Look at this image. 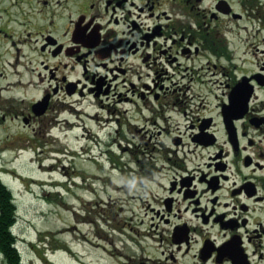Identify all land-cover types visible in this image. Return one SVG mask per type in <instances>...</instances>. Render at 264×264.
<instances>
[{
    "label": "flooded vegetation",
    "instance_id": "1",
    "mask_svg": "<svg viewBox=\"0 0 264 264\" xmlns=\"http://www.w3.org/2000/svg\"><path fill=\"white\" fill-rule=\"evenodd\" d=\"M82 104L133 156L121 264H264V0H0V131Z\"/></svg>",
    "mask_w": 264,
    "mask_h": 264
},
{
    "label": "rangeland",
    "instance_id": "2",
    "mask_svg": "<svg viewBox=\"0 0 264 264\" xmlns=\"http://www.w3.org/2000/svg\"><path fill=\"white\" fill-rule=\"evenodd\" d=\"M77 109L80 118L69 117L71 130L46 136L16 126L0 131V139L8 138L0 179L13 197L12 232L24 264H121L125 249L140 252L125 245L131 243L123 231L126 223L141 228L144 218L124 166L133 156L114 146L113 116L106 123L109 115L97 112L99 118L91 120L81 111L92 115L94 109L86 104ZM142 239L143 259L133 264H150L153 257L149 239Z\"/></svg>",
    "mask_w": 264,
    "mask_h": 264
},
{
    "label": "trees",
    "instance_id": "3",
    "mask_svg": "<svg viewBox=\"0 0 264 264\" xmlns=\"http://www.w3.org/2000/svg\"><path fill=\"white\" fill-rule=\"evenodd\" d=\"M16 220V208L12 195L0 183V254L4 264H24L16 247V237L11 229Z\"/></svg>",
    "mask_w": 264,
    "mask_h": 264
}]
</instances>
